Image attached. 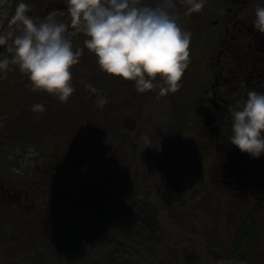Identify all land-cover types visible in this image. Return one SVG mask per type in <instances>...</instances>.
Wrapping results in <instances>:
<instances>
[{
  "label": "flooded vegetation",
  "instance_id": "1",
  "mask_svg": "<svg viewBox=\"0 0 264 264\" xmlns=\"http://www.w3.org/2000/svg\"><path fill=\"white\" fill-rule=\"evenodd\" d=\"M18 2L5 0L13 8ZM26 2L30 5L28 14L34 18H46L51 13L57 22L69 24V32L75 31L65 0H44L45 7L39 1V6L35 0ZM256 3L257 0H207L203 10L189 16L184 14L187 0H176L178 22L193 33L189 66L181 79L182 86L159 98V88L140 93L134 81L103 72L96 57L90 56L84 46L86 36L77 32L71 37L74 48L84 47L80 63L71 70L74 73L79 66L97 69L102 81H107L100 85L102 81L91 79V83L103 95L106 94L102 89L111 91L112 112L119 114L111 125L116 143L111 155L108 147L88 140L91 130L80 114L77 120L70 118L68 106L84 105L78 98L85 95L83 87L73 84L76 91L62 103L45 91H33L28 76L12 65L7 76L0 78V250L47 244L58 226L54 222L61 219L58 215L61 207L66 206L67 212L71 205L86 199L85 208L78 207L83 212L95 203L100 204L102 199L98 196L106 195L104 191L113 203L128 202L131 193L143 195L134 197L139 200L155 194L154 190L164 181L160 171L176 163L175 151L186 133H190V129L183 131L181 120L189 119L195 121L191 126L192 140L197 143L193 152L200 150L199 154L205 155L201 159L202 168L210 176L215 168L225 172L219 180L222 196L263 211L259 218L263 224L259 222V228L264 231V155L254 158L242 153L227 138L231 132L229 105L246 97L247 89L264 92V34L253 27ZM14 12L0 15V30L9 29L8 18ZM11 55L6 46H0V56ZM242 82L246 87L241 86ZM97 96L94 93V99L90 100L95 107L90 118L99 116L103 110ZM35 103H44L46 112H33ZM168 106L171 112L163 113ZM125 112L130 115L124 116ZM155 113H162L161 118H155ZM107 130L100 127L98 143H104ZM145 134L151 138V146L142 140ZM199 139L206 140L200 147ZM29 148H34L37 154L29 156ZM123 151L131 152L126 186L117 179L113 194L112 189H104L97 181L90 184L97 176L105 182L108 177L104 172L110 160L113 156L117 159ZM166 154H170L169 159ZM152 169L159 170L158 178ZM211 179L215 183L213 176ZM94 186L96 189L92 191ZM63 202L68 204L62 205ZM7 238L14 240L6 243ZM260 264H264L263 254Z\"/></svg>",
  "mask_w": 264,
  "mask_h": 264
},
{
  "label": "rangeland",
  "instance_id": "2",
  "mask_svg": "<svg viewBox=\"0 0 264 264\" xmlns=\"http://www.w3.org/2000/svg\"><path fill=\"white\" fill-rule=\"evenodd\" d=\"M38 1L40 6L45 7L44 0H35L39 6ZM189 6L187 3L186 7ZM0 10H5L8 14L13 13L15 8L4 3L0 5ZM88 54L95 56L91 52ZM99 74L92 66L77 67L72 82L76 87L84 88L83 98L78 96L84 105L68 108L71 111L70 118L77 120L80 114L86 121L87 128L91 130L88 140L108 147L111 155V151L116 149L111 125L119 118L118 113L112 112L111 91L102 89L110 100L106 106H99L103 109L99 116L90 118V113L95 112V107L90 102L94 99V93L85 87L92 80L101 82ZM106 81H102L100 85ZM100 94L102 93H97ZM108 107L109 111H105ZM169 108L171 107L168 106L163 113H170ZM127 115L130 114L125 112L124 116ZM161 116L162 113H155V118L160 119ZM181 121L183 131L190 129V133H186L180 147L175 151L176 163L160 171L164 181L154 190L155 194L139 200L136 198H142L143 195L131 193L128 202L113 203L111 197H105L108 193L104 191L106 195L98 196L102 199L101 203H95L83 212L81 210L85 208L86 199L75 206L71 205L67 212L66 206L61 207L58 214L61 219L54 222V226L57 223L58 226L50 242L32 248L6 252L0 250V264H104L105 259L108 260L107 254L111 255L116 249L120 251L116 256L119 264H218L219 261L228 260L236 238L247 235L251 237L250 226L255 231L244 261L247 264H260L261 254L264 255V231L259 228V222L263 224L259 218L263 211L259 212V209H253L249 204L230 201L222 196L219 180L225 172L215 168L212 173L215 183H212V176L202 168L201 159L205 155H200V150L195 154L193 152L197 143L192 140L191 126L195 121ZM90 125L92 128H89ZM186 125L190 127L185 128ZM102 126L108 130L104 135V143H98L97 133ZM199 140L198 147L206 141ZM130 153L120 152L117 159L113 156L104 172L108 179L103 182L101 176H97L90 184L97 181L104 189H112L113 194L116 192L118 180L126 186ZM166 158L169 159L170 154ZM151 172L157 173L158 178L159 170L152 169ZM95 189L94 186L91 190ZM144 193L145 198L147 192ZM67 204L68 202L62 203ZM78 207L82 209L79 210ZM145 217L155 219L157 225L153 222L154 231L141 223V219ZM13 240L7 238L6 243ZM53 249L54 253L49 252Z\"/></svg>",
  "mask_w": 264,
  "mask_h": 264
},
{
  "label": "clouds",
  "instance_id": "3",
  "mask_svg": "<svg viewBox=\"0 0 264 264\" xmlns=\"http://www.w3.org/2000/svg\"><path fill=\"white\" fill-rule=\"evenodd\" d=\"M5 0H0L3 5ZM71 17L69 24L57 22L49 14L36 19L29 15L30 5L19 0L14 14L8 18V30H0V46L12 55L0 56V78H5L15 65L28 76L33 91H45L66 103L76 91L72 68L81 61L84 47H75L71 39L77 32L86 36L84 46L95 55L100 69L106 74L134 81L138 92L159 88L157 98L177 91L189 66L193 33L178 22L173 9L176 0H65ZM185 15L203 10L207 0H187ZM6 16V12H0ZM2 23V21H0ZM14 26V27H13ZM254 30L264 34V0L255 6ZM159 77V80H157ZM242 87L246 85L241 84ZM85 87L100 93L92 83ZM99 106L108 97L97 96ZM231 132L227 137L242 153L258 158L264 155V92L247 89L246 97L229 105ZM32 111L46 112L44 103L32 105ZM151 146V138L142 136ZM29 148L28 155H36ZM11 158V157H10ZM27 162V161H25ZM18 171V169H17ZM218 264H232L230 260ZM239 264H246L241 260Z\"/></svg>",
  "mask_w": 264,
  "mask_h": 264
},
{
  "label": "trees",
  "instance_id": "4",
  "mask_svg": "<svg viewBox=\"0 0 264 264\" xmlns=\"http://www.w3.org/2000/svg\"><path fill=\"white\" fill-rule=\"evenodd\" d=\"M154 220L155 219H153V218L145 217V218L141 219V223L144 226L148 227L149 230L154 231L155 230V224H156ZM153 222L155 224H153ZM250 230H251V233H249V234L253 235L255 230H253L252 226H250ZM240 235H242V234H240ZM252 235H251V237H250V235H247V236L238 237L235 239V241L233 243V249H232V251L229 252L230 256L228 258V260H230L232 262V264H239V262L241 260H244V258L247 256V247L250 244V242L252 241ZM119 252H120L119 249H116L115 251L112 252L111 255L106 253L107 254L106 258L108 260L106 261V259H105L104 264H119L120 262H118V260L116 258V256L119 255Z\"/></svg>",
  "mask_w": 264,
  "mask_h": 264
}]
</instances>
